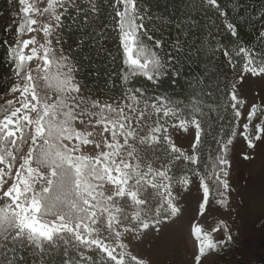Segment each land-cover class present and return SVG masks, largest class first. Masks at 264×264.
Listing matches in <instances>:
<instances>
[{"label":"snow or ice","instance_id":"snow-or-ice-1","mask_svg":"<svg viewBox=\"0 0 264 264\" xmlns=\"http://www.w3.org/2000/svg\"><path fill=\"white\" fill-rule=\"evenodd\" d=\"M98 4L99 0H89L87 4H82L81 0H19L23 25L16 32L22 34L26 28L27 34L32 36L22 42L19 38L15 43L6 42L5 58L12 62L13 74L21 83L10 89L19 106L0 118V200L7 201L4 214L0 216V245L8 241L15 245L19 239L21 247L31 246L43 253L57 240H63L66 246L74 243L76 249L98 250L102 264H151L126 253L125 248L138 247L145 241L153 246L166 244L167 230L183 212L177 207L179 199L195 189L197 209L206 214L201 190L203 198L211 191L204 180L199 179L201 172L197 171L203 155L204 125L197 118L195 107L182 116L180 106L169 97L148 95L129 85L137 73L155 82L170 66L172 57L165 59L150 52L151 58L141 62L129 55L133 34L143 26L136 22L137 19L142 21L143 10L139 9L141 15L137 17L134 0H117L114 7L122 6L123 11H115V24L120 30L124 63L129 66L119 76L120 95L103 102L87 103L79 96V87L74 83L73 63L61 53V68L66 72L61 73L58 94L53 96L51 85L40 75L41 65L37 63L33 69L27 63L36 60L43 65L50 63V55H55L54 44L59 43L58 39L53 42L51 38L58 36L57 30L66 14L73 15L81 26L82 43L78 47L89 41L98 44L105 32L104 27L95 22L101 11ZM209 4L215 7V0H209ZM261 15L264 17V13ZM227 27L231 31L232 25ZM41 32L43 36L37 39ZM260 36L264 39V31ZM151 39L148 37V41ZM139 47L143 53L145 45L141 43ZM153 47H160L159 39ZM239 53L245 66L237 70V75L251 73L264 81V62L253 66L254 60L248 59L246 48L240 47ZM223 55L228 58L225 70L230 71L229 66L235 65L232 53L225 51ZM236 87L233 81L225 85L223 93L225 110L228 105L232 106L231 119L241 116L235 105L245 104L238 99ZM261 103L264 104V97ZM252 109L259 113L254 103ZM254 111L247 112L249 118ZM173 117L179 120L180 128L195 129L191 155L175 147L170 139L166 124ZM248 127L244 124L245 129ZM80 128L85 130L78 131ZM230 128L231 132L237 131L234 126ZM254 131L264 144V123L257 124ZM225 135L231 139L229 132ZM239 135L245 133L240 131ZM248 140L251 148V134ZM25 147L27 152L23 155L14 154ZM160 149L162 155H158ZM216 151L212 168L217 173L215 183L222 189L217 203L227 207L231 195L227 179L230 169L225 167L229 158L220 155L227 152L223 138L217 140ZM181 162H186V166L181 169L183 175L177 178L172 169ZM217 225L223 229L224 239L217 243L205 241L200 246L201 254L233 240L223 221H217ZM210 230L215 233L217 228ZM202 231V227H192L189 237L195 235L199 240ZM193 247H196L195 241ZM195 259L199 261L201 257L195 256ZM87 260L88 257L80 253V261H74L65 250L60 264H83ZM41 262L48 264L43 255L40 260L33 256L32 264Z\"/></svg>","mask_w":264,"mask_h":264},{"label":"trees","instance_id":"trees-1","mask_svg":"<svg viewBox=\"0 0 264 264\" xmlns=\"http://www.w3.org/2000/svg\"><path fill=\"white\" fill-rule=\"evenodd\" d=\"M81 3L87 4L89 0H81ZM116 3L117 0H99L101 11L95 22L104 27L105 32L98 44L89 41L78 47L82 43L81 26L70 14L63 16L58 36H54L55 41L59 40L57 50L66 55L76 69L73 80L79 87V96L89 104L93 100L103 102L120 95L119 76L122 70L126 71L129 67L124 63L125 54L119 43L120 30L115 24V11H123V7H114ZM134 5L138 8L137 17L141 15L139 9L143 10L142 21L136 20L143 26L133 34L132 57L143 62L150 59L149 53L153 52L172 59L165 73L155 82L137 73L129 85L140 88L148 95L169 97L180 106L182 116L191 113L195 107L197 118L204 125L203 155L197 171L207 178L209 189L217 197L222 190L215 183L217 173L212 168L217 155V140L223 138L225 142L228 139L225 132L231 134L230 126L236 124V118H230L232 106L228 105L225 110L223 93L225 85L238 80L240 75H237V70L245 66L239 53L240 47L247 49L248 59L254 60L253 66L264 62V39L260 36L264 31V17L261 15L264 13V0H215V7L209 4V0H134ZM19 7V0H0V118L14 104L4 99L16 80L12 62L5 58V54L6 42L15 43L21 35L16 32L23 25V13L19 12ZM229 24L232 25L231 31L227 27ZM148 37L152 38L151 41ZM157 39L160 40L158 49L153 47ZM141 43L145 45L143 53L139 47ZM225 51L231 52V59L235 61L234 66H229L230 71L225 70L228 59L223 55ZM53 57L50 55L46 83L57 85ZM171 120L179 121L173 117L167 122ZM24 149L14 154L22 155ZM162 154L160 149L158 155ZM185 166L186 162L178 163L172 172H179ZM221 178H224L222 174ZM5 207L7 201L0 200V216L4 214ZM8 210L11 211V208ZM217 221H223L228 226L233 240L215 248L217 258L211 264H251L244 256L245 248L252 251L256 259L253 264H264V231L257 239L250 236L244 238L235 229L231 217L224 216L223 208L211 212L208 224L218 228ZM65 250L74 261L79 262L82 253L88 257L83 264H102L96 249H76L74 243L66 246L63 240H57L41 253L31 246L21 247L19 239L15 245L11 241L0 245V264H32L33 256L40 260L41 255L48 260V264H60ZM233 254L234 262H229V256Z\"/></svg>","mask_w":264,"mask_h":264},{"label":"rangeland","instance_id":"rangeland-1","mask_svg":"<svg viewBox=\"0 0 264 264\" xmlns=\"http://www.w3.org/2000/svg\"><path fill=\"white\" fill-rule=\"evenodd\" d=\"M31 36L32 34H27V30H25L19 36V39H21L22 42L23 39H30ZM42 36L43 33L41 32L37 39ZM51 39L55 42L54 36ZM53 51H55L53 58L55 62L54 69H56L54 76L59 84L61 73L66 72V69L61 68V62L59 60L61 52L57 50L56 44H54ZM129 55L132 57L131 52ZM27 63L31 64L33 69H35V65L39 63L41 65L39 70L40 75L45 78L47 77V70L50 63L48 65H43V62L39 60ZM257 71H259V69H257ZM19 83L21 82L18 81L16 77L14 85ZM58 84H49L51 85L50 91L53 96L58 94ZM235 84L237 86L236 91L239 93L238 99L245 101L247 109H245V104L236 105V109L241 112V116L235 119L236 124L234 127L237 131L231 132V139L225 141L227 152L223 153V155L229 158V164L226 165V169H230V175L227 177L229 181L228 192L231 193V195L228 196L229 205L225 207L218 204L217 201L221 199L220 196L216 197L211 191L207 198H203V190H201V196L207 208L206 214L201 213L197 209L195 202L196 190L193 189L188 196L179 199L177 207L182 209L183 212L182 215H180V219L167 230L168 240L166 244L162 246H153L151 243L145 241L138 247L130 246L125 248L126 253L137 255L138 259L150 261L151 264H188L189 261H191V264H211L217 258L215 248L206 249V251L201 254L200 246L205 243V241L207 243H217L223 240L222 229L218 227L217 231L213 233L208 224L211 212L215 210L218 211L222 208L224 209V216L231 217L235 229L244 238L250 236L257 239L262 231H264V144L259 142L258 134L254 131L257 124L264 123V104L261 103V98L264 97V81H261L251 73H247L240 75ZM15 95L18 96V93ZM4 99L14 103L10 111L19 106L11 92H9ZM249 101H251V103H248ZM252 103L257 106L259 113H255L252 109ZM248 111H254L253 117H248ZM4 115H2L1 118ZM244 124L249 125V127L245 129ZM166 127L170 129V139L175 147L191 155L192 142L195 139V129L190 127L180 128L179 121L175 122L173 120L167 122ZM84 130L83 128L78 129V131ZM87 130L91 131V129ZM240 131H243L245 135L240 136ZM249 134H251L252 137L251 143L253 146L251 148L249 147ZM26 152L27 148L25 147L23 154ZM245 156L249 159L245 160ZM175 175L179 178L180 175H183V172H176ZM199 179H203L205 186L209 188L207 178L202 175ZM173 195L175 196L176 194L174 193ZM197 221H200V223L197 224ZM192 227H202L204 229V231L200 233L199 240L195 235L191 236V238L189 237V231ZM193 241L196 242L195 249L193 247ZM124 242L127 243L126 241ZM117 251H119V249H117ZM243 251L245 258L253 264L256 259L252 251H250L249 248H245ZM193 253H195V255H193ZM195 256H200L201 260L197 261ZM234 259V254L229 256V262H234Z\"/></svg>","mask_w":264,"mask_h":264}]
</instances>
